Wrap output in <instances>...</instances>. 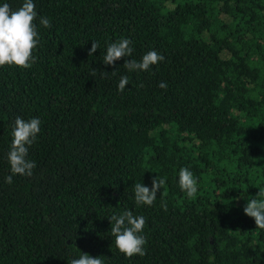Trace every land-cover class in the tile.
<instances>
[{"label": "trees", "instance_id": "obj_1", "mask_svg": "<svg viewBox=\"0 0 264 264\" xmlns=\"http://www.w3.org/2000/svg\"><path fill=\"white\" fill-rule=\"evenodd\" d=\"M33 2L52 24L36 20L35 62L0 66V264H264V229L243 211L264 200V0ZM121 38L132 56L104 64ZM152 50L165 59L148 71L123 66ZM17 117L41 121L31 176L8 161ZM157 176L153 205L137 204L135 184ZM125 211L146 218L144 256L116 247L108 218Z\"/></svg>", "mask_w": 264, "mask_h": 264}, {"label": "clouds", "instance_id": "obj_2", "mask_svg": "<svg viewBox=\"0 0 264 264\" xmlns=\"http://www.w3.org/2000/svg\"><path fill=\"white\" fill-rule=\"evenodd\" d=\"M44 28H51V21L39 16L33 0H24L21 7L13 10L8 3L0 6V66H18L30 68L35 62L36 57L33 50L40 43V36L37 29L36 20ZM132 41L127 38L110 43L107 46L106 55L103 63L113 65L115 61L125 57H131L133 48ZM100 45L92 41L88 55L92 56ZM165 57L158 54L155 50L144 54L140 61L126 59L124 67L129 71H148L150 66L163 62ZM96 74L93 69L92 75ZM104 72H102V75ZM113 74H115L113 72ZM129 84L127 76H121L118 84L119 90L124 91ZM161 89H167V83L161 81L158 84ZM41 131V121L39 118H32L28 121L17 117L12 131V143L8 152V161L13 175L19 174L31 176L36 167L34 161L27 159L29 147L34 143L37 135ZM8 184L13 182L12 175L5 178ZM165 179L158 176L153 179L151 188L141 183L134 186L135 202L151 206L157 198V193L165 185ZM179 187L186 192L188 198H192L198 191L197 179L188 168H181L179 171ZM264 196V188L260 189L257 197ZM166 207V205H162ZM244 213L254 218L257 228L264 229V200L251 199L243 209ZM111 222V234L115 237V244L118 250L126 257L131 258L135 255L144 256L146 254L145 245L147 243L142 234L146 225L144 216H136L132 211H125L120 215H112L108 218ZM71 264H104L101 256L93 258L89 254H81L78 259H73Z\"/></svg>", "mask_w": 264, "mask_h": 264}]
</instances>
